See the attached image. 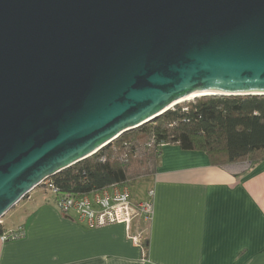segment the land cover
Segmentation results:
<instances>
[{
    "label": "water",
    "instance_id": "1",
    "mask_svg": "<svg viewBox=\"0 0 264 264\" xmlns=\"http://www.w3.org/2000/svg\"><path fill=\"white\" fill-rule=\"evenodd\" d=\"M198 94L264 95V0H0V220Z\"/></svg>",
    "mask_w": 264,
    "mask_h": 264
},
{
    "label": "crops",
    "instance_id": "2",
    "mask_svg": "<svg viewBox=\"0 0 264 264\" xmlns=\"http://www.w3.org/2000/svg\"><path fill=\"white\" fill-rule=\"evenodd\" d=\"M243 162L214 165L202 151L165 144L150 183L152 219L130 229L89 228L32 191L1 219L25 234L0 237V264H264V159ZM139 231L147 247L134 242Z\"/></svg>",
    "mask_w": 264,
    "mask_h": 264
},
{
    "label": "trees",
    "instance_id": "3",
    "mask_svg": "<svg viewBox=\"0 0 264 264\" xmlns=\"http://www.w3.org/2000/svg\"><path fill=\"white\" fill-rule=\"evenodd\" d=\"M165 144L202 151L219 166L259 162L264 159V95H206L177 104L50 178L61 190L81 195L114 184L151 183ZM5 230L0 222V235ZM147 244L143 232L141 246Z\"/></svg>",
    "mask_w": 264,
    "mask_h": 264
},
{
    "label": "built area",
    "instance_id": "4",
    "mask_svg": "<svg viewBox=\"0 0 264 264\" xmlns=\"http://www.w3.org/2000/svg\"><path fill=\"white\" fill-rule=\"evenodd\" d=\"M242 166L245 169H249L253 166V163L250 160H245ZM37 188L42 190L43 195L51 199L63 213L75 214L77 221L89 228L124 222L130 229L136 218H141L146 223H149L152 219L154 209L151 199L152 190L147 193L148 199L135 201L133 190L127 184H114L89 194L81 195L61 190L49 177ZM24 234V227L19 226L13 229H6L0 237L3 241H6L21 238ZM142 236V231L135 233L133 236L134 242L141 245Z\"/></svg>",
    "mask_w": 264,
    "mask_h": 264
},
{
    "label": "rangeland",
    "instance_id": "5",
    "mask_svg": "<svg viewBox=\"0 0 264 264\" xmlns=\"http://www.w3.org/2000/svg\"><path fill=\"white\" fill-rule=\"evenodd\" d=\"M187 102H189V101H186V102H182V103H180L181 105L182 104H186ZM150 189V183L147 181V182H145V181H141V182H136L135 184H133V186H132V190H133V193H134V195L135 196H137V197H141V196H145L146 195V192L148 193V190ZM32 194H33V196L36 198V197H41V195L43 194V191L42 190H40L39 188H37V189H35L33 192H32ZM27 198H28V196H27ZM26 199H22L15 207H17L18 205H21V204H23V202L25 201ZM14 207V208H15ZM13 208V209H14ZM12 210V209H11ZM15 218H17L16 216H15ZM10 220H11V222L10 223H12L13 222V220H15V219H12V218H9ZM8 219V220H9Z\"/></svg>",
    "mask_w": 264,
    "mask_h": 264
},
{
    "label": "bare ground",
    "instance_id": "6",
    "mask_svg": "<svg viewBox=\"0 0 264 264\" xmlns=\"http://www.w3.org/2000/svg\"><path fill=\"white\" fill-rule=\"evenodd\" d=\"M198 96L200 97L201 94H198ZM198 96H196V95L189 96L188 98H186V99H184V100H180V103H182V102L184 103V102H186V101L193 100V99L197 98Z\"/></svg>",
    "mask_w": 264,
    "mask_h": 264
}]
</instances>
